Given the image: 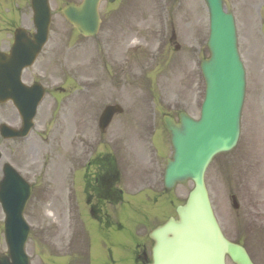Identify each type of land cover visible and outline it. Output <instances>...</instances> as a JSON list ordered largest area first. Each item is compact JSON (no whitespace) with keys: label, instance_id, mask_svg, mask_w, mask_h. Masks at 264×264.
I'll use <instances>...</instances> for the list:
<instances>
[{"label":"rangeland","instance_id":"rangeland-1","mask_svg":"<svg viewBox=\"0 0 264 264\" xmlns=\"http://www.w3.org/2000/svg\"><path fill=\"white\" fill-rule=\"evenodd\" d=\"M81 1L50 0L49 40L24 76L40 80L46 95L27 138L0 136V178L10 162L33 182L25 210L32 264H135V242L175 217L194 186L164 188L173 149L162 117L200 115L205 83L197 62L209 56V13L204 0L103 1L100 32L86 38L62 14L67 3ZM224 2L236 18L247 89L239 142L214 158L206 183L224 233L240 237L264 264V0ZM19 26L35 31L31 0H0V50L10 49ZM196 46L202 53L190 58ZM114 103L124 111L101 132V112ZM3 122L21 124L11 102L0 104ZM106 154L118 164L117 203L98 201L91 189L101 169L96 161ZM93 195L101 223L86 204ZM4 217L0 207L2 223ZM6 252L1 226L0 253Z\"/></svg>","mask_w":264,"mask_h":264},{"label":"water","instance_id":"water-1","mask_svg":"<svg viewBox=\"0 0 264 264\" xmlns=\"http://www.w3.org/2000/svg\"><path fill=\"white\" fill-rule=\"evenodd\" d=\"M99 2L83 0L80 6L68 4L63 14L80 33L93 36L100 24ZM206 2L211 16V57L202 63L207 95L201 118L195 120L185 113L181 114L180 123L164 118L174 147L173 159L168 160L165 171V186L172 188L178 182L192 179L195 187L186 204L177 209L179 219L171 218L150 234L155 241L151 264H225L226 254L238 264H253L242 247L223 235L205 185V171L213 157L237 144L246 86L233 14L225 12L223 0ZM32 7L36 27L33 37L18 28L10 53L0 52V102L12 100L24 119L20 130L2 125L5 138L27 134L44 93L39 83L27 86L21 79L23 69L33 63L47 41L51 22L49 0H32ZM118 111L119 105L106 107L100 122L103 130ZM4 173L0 197L7 216L5 236L9 254L0 256V264H30L25 252L29 226L23 212L31 187L10 166H5Z\"/></svg>","mask_w":264,"mask_h":264},{"label":"flooded vegetation","instance_id":"flooded-vegetation-1","mask_svg":"<svg viewBox=\"0 0 264 264\" xmlns=\"http://www.w3.org/2000/svg\"><path fill=\"white\" fill-rule=\"evenodd\" d=\"M92 211H93V215H94V217H95V204L94 205H92ZM233 240L232 241H234V242H237V243H241L240 242V239L239 238H232ZM252 255V254H251ZM228 262H231L230 260H228Z\"/></svg>","mask_w":264,"mask_h":264},{"label":"trees","instance_id":"trees-1","mask_svg":"<svg viewBox=\"0 0 264 264\" xmlns=\"http://www.w3.org/2000/svg\"><path fill=\"white\" fill-rule=\"evenodd\" d=\"M103 179H104V182H103V181H100V182H101V183H100V186H101V184H103V187L105 188V186H106V183H105V179H106V178H105V175L103 176ZM99 194H100V193H99ZM117 196H118V197H117ZM117 196H116V197H117L116 199H119V198L121 197L120 193H118Z\"/></svg>","mask_w":264,"mask_h":264},{"label":"bare ground","instance_id":"bare-ground-1","mask_svg":"<svg viewBox=\"0 0 264 264\" xmlns=\"http://www.w3.org/2000/svg\"><path fill=\"white\" fill-rule=\"evenodd\" d=\"M50 215V214H49Z\"/></svg>","mask_w":264,"mask_h":264}]
</instances>
